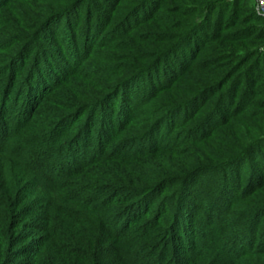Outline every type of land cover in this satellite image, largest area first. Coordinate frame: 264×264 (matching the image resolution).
Instances as JSON below:
<instances>
[{"label": "trees", "instance_id": "16d2710c", "mask_svg": "<svg viewBox=\"0 0 264 264\" xmlns=\"http://www.w3.org/2000/svg\"><path fill=\"white\" fill-rule=\"evenodd\" d=\"M227 1L0 0V264H264V53Z\"/></svg>", "mask_w": 264, "mask_h": 264}, {"label": "rangeland", "instance_id": "374dc122", "mask_svg": "<svg viewBox=\"0 0 264 264\" xmlns=\"http://www.w3.org/2000/svg\"><path fill=\"white\" fill-rule=\"evenodd\" d=\"M227 4H229L230 8L232 7H236L235 13H234V17L232 16H226L224 18V24L226 23V19L227 18H235L236 20H242L243 23L240 26V28H234L235 29H239V31H237V34H239L240 32H246L247 30H250L251 33L249 34H243L244 37L249 38V40H251L253 37H256V42H254L252 45H250L249 49L253 50V52H259L260 54L264 53V21L262 22V20H264L263 16H260L262 19H258L256 17L251 18L249 13L247 12L250 11V13H253V11L256 10L255 8V1L254 0H228ZM234 5V6H233ZM257 12V11H256ZM246 13V14H245ZM239 14H241V17L239 18ZM258 14V13H257ZM250 34H252V36H250ZM249 42H253V41H249ZM0 84V108L6 107V108H10L12 106V101H13V94L7 99L6 98V94L2 92V89L4 88V85ZM5 99V100H4ZM7 99V100H6ZM9 114V113H8ZM2 118H5L8 121V125L11 127H14L11 124L13 123L14 117L12 115H6L4 114V116L2 115ZM4 120V119H3ZM5 121V120H4ZM12 122V123H11ZM11 129V128H9ZM12 132V131H10ZM10 132L8 134V136L10 135ZM14 136V138L16 137V134H12ZM0 146H1V141H0ZM36 144L35 145H29V148L32 147V149L35 150L36 148ZM56 165V163L54 164ZM56 167H58L56 165ZM203 221V219H201V222ZM200 223V222H199ZM194 235L197 236L199 239L202 237H206V229H204V227L201 225H196L194 228ZM202 245H200L199 243L196 244V247L201 248ZM180 253V252H179Z\"/></svg>", "mask_w": 264, "mask_h": 264}, {"label": "built area", "instance_id": "2783aa9c", "mask_svg": "<svg viewBox=\"0 0 264 264\" xmlns=\"http://www.w3.org/2000/svg\"><path fill=\"white\" fill-rule=\"evenodd\" d=\"M254 1L258 15L264 17V0H254Z\"/></svg>", "mask_w": 264, "mask_h": 264}]
</instances>
